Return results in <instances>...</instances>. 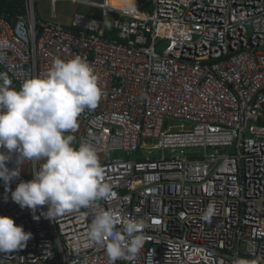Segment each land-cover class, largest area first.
Segmentation results:
<instances>
[{
	"label": "built area",
	"instance_id": "obj_1",
	"mask_svg": "<svg viewBox=\"0 0 264 264\" xmlns=\"http://www.w3.org/2000/svg\"><path fill=\"white\" fill-rule=\"evenodd\" d=\"M70 1L101 16L47 21L36 0L24 14L0 12V72L19 89L57 57L92 66L100 100L65 135L96 150L112 193L54 220L42 206L35 220L0 180V215L32 233L0 264H110L86 238L99 208L141 225L142 248L115 264H264V0H149L148 10L136 0L129 11ZM6 163L17 167L15 154ZM40 164L19 165L10 189Z\"/></svg>",
	"mask_w": 264,
	"mask_h": 264
},
{
	"label": "clouds",
	"instance_id": "obj_2",
	"mask_svg": "<svg viewBox=\"0 0 264 264\" xmlns=\"http://www.w3.org/2000/svg\"><path fill=\"white\" fill-rule=\"evenodd\" d=\"M3 46V42H0ZM0 72V180L21 209L33 212L47 205L40 215L54 220L65 213L93 206L109 197L112 186L104 182L105 169L96 150L88 143L73 145L79 115L94 109L101 97L92 66L79 56L55 58L44 75L26 78L19 89ZM15 154L18 165L10 169ZM32 179L20 181L14 190L10 182L20 175L24 163L33 165ZM209 205L205 219H210ZM117 225H121L120 228ZM32 238L30 231L10 216L0 215V252L23 249ZM87 241L102 245L110 264L131 259L143 246L141 225L131 218L99 208L88 225Z\"/></svg>",
	"mask_w": 264,
	"mask_h": 264
},
{
	"label": "rangeland",
	"instance_id": "obj_3",
	"mask_svg": "<svg viewBox=\"0 0 264 264\" xmlns=\"http://www.w3.org/2000/svg\"><path fill=\"white\" fill-rule=\"evenodd\" d=\"M37 1V10H38V18L43 19V20H54L57 22H61L64 24H70L72 17L76 13L80 14H92L94 16L100 17L101 12L97 9H93V7L84 4L79 1H70V0H59L55 2V13H56V18L53 19L52 17V8H53V3L51 0H36ZM89 1H96V2H102L103 0H89ZM166 47V42L159 41L157 45V49L159 52H162ZM170 125H176L180 124L181 122L175 119H170L169 120ZM156 141V140H155ZM153 141V142H155ZM152 142V143H153ZM196 154L202 155L204 152L202 150H195ZM135 156V155H134ZM107 157V156H105ZM109 157L111 159L115 158H126V153L122 151H114L109 154ZM42 163L43 161H39Z\"/></svg>",
	"mask_w": 264,
	"mask_h": 264
},
{
	"label": "trees",
	"instance_id": "obj_4",
	"mask_svg": "<svg viewBox=\"0 0 264 264\" xmlns=\"http://www.w3.org/2000/svg\"><path fill=\"white\" fill-rule=\"evenodd\" d=\"M125 9L132 10L135 6L136 0H114ZM139 8L141 10H148L151 8V2L149 0H139ZM0 12L5 15H20L25 12V0H0ZM108 36L118 37L115 30L109 29L107 31ZM73 145L76 146V141H73Z\"/></svg>",
	"mask_w": 264,
	"mask_h": 264
},
{
	"label": "bare ground",
	"instance_id": "obj_5",
	"mask_svg": "<svg viewBox=\"0 0 264 264\" xmlns=\"http://www.w3.org/2000/svg\"><path fill=\"white\" fill-rule=\"evenodd\" d=\"M107 2H108L107 6H109L111 8H119V9H123V10L129 11V9H125V8L121 7L119 4L115 3L114 0H108Z\"/></svg>",
	"mask_w": 264,
	"mask_h": 264
}]
</instances>
